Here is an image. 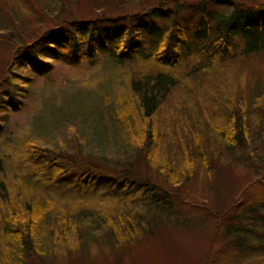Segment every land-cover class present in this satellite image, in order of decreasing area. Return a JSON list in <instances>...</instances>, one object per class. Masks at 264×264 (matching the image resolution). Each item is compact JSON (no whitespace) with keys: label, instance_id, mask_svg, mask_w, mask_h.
<instances>
[{"label":"rangeland","instance_id":"rangeland-1","mask_svg":"<svg viewBox=\"0 0 264 264\" xmlns=\"http://www.w3.org/2000/svg\"><path fill=\"white\" fill-rule=\"evenodd\" d=\"M201 1L210 0H0V264H255L244 248L232 245L225 229L229 216L236 215L232 206L241 194L242 201L250 204L251 219L241 212L233 225L242 222L247 231L264 226L259 218L264 213V136L256 115L264 109V55L228 56L202 71L193 56L171 70L172 75L179 73L180 82L171 103H165L154 118L159 137L145 152L147 119L135 111L138 101L130 88L131 74L145 75L160 67L141 55L132 66H115L107 52L88 48V42L98 43L96 34L89 35L95 27L75 26L81 20L108 19L110 10L119 15L111 17L122 19L126 33L133 27L137 31L129 16L142 17L155 8L159 18L165 17L153 21L160 38L169 43L173 35L175 43L180 38L175 20L188 32L197 27L192 22L197 13L187 6L177 12L176 3ZM207 3V17L217 19L236 9L245 12L250 5L257 8L264 0ZM163 19L169 20L167 24L160 23ZM139 34L140 30L132 35ZM140 37L145 49H152L156 36ZM28 45L47 66L32 72L29 59L17 57L18 48ZM226 107L238 112L236 119L248 129L240 148L217 128L227 130L231 125L224 114L232 111ZM136 120L145 134L132 128ZM196 137L209 164L200 157ZM183 145L195 167L181 164ZM42 150L47 153L31 156ZM163 162L173 169L159 172ZM55 167L65 176L57 177ZM87 170L99 172L103 180H88ZM129 171L138 179H131L129 187L146 179L156 194L163 195L161 214L158 203L142 192L123 189ZM3 183L10 187L20 220L25 215L22 204L50 208L34 237L27 238L29 248L8 234L14 231L13 217L3 197ZM245 206L241 208L249 207ZM124 212L135 219L160 216L161 224L151 235L132 234L135 246L117 247L104 225H119ZM73 220L79 221L87 245L78 240V231L63 230ZM53 222L55 228L49 226ZM4 223L10 228L4 229ZM64 233L70 236L69 248L58 238Z\"/></svg>","mask_w":264,"mask_h":264},{"label":"trees","instance_id":"trees-1","mask_svg":"<svg viewBox=\"0 0 264 264\" xmlns=\"http://www.w3.org/2000/svg\"><path fill=\"white\" fill-rule=\"evenodd\" d=\"M210 1H201L187 5L176 3L177 9H179L177 12L182 10L181 8L187 6L197 13L196 19L192 21L196 23H193V25L195 24L197 25V27L195 31L193 30L191 32H188L189 29H186L184 27L182 28L178 21L175 20L173 25L175 27L177 25L178 27H180L178 32L180 38L175 43L172 41L174 38L173 35H171L168 39L169 43H165L164 39L160 38L158 34L159 29L155 24H153V21L165 17L163 16L159 18L158 13H160V10L155 8L148 11V13L143 15L142 17H138L135 14H131L129 16L131 17V24H137L139 28L137 31L140 30L139 35H132L134 32H137L136 30H134V27L133 29H130V31L127 30L128 33H126L123 28L124 26L120 23L122 19L111 17L112 15H119L110 10L107 12V15L110 16L108 17V19L99 17V19L96 21L89 22L87 20H81L75 23V26L78 27L84 25L95 27V29H91L89 35L93 36L94 34H96L98 43L97 45H94L92 42H88V48H92L95 53L99 51H101V53L107 52L112 58L111 62L114 63L115 66H132L136 63L141 55L142 59L145 62L150 61L154 63V65L156 64L161 68H157L156 71L145 75L141 73L137 75L136 72H133L131 74L132 80L130 88H132V91L135 94V98L138 101V109L136 108L135 111L139 112V118L147 119V123L145 126L148 131L146 133L147 137L145 139L147 141V145L144 149L145 152L148 150V146H150L152 140H155L159 137L158 131H155L153 129V120L157 116L158 111L164 107L165 103H171L170 101L174 97L173 89L176 88L180 82H178L180 76L178 75L179 73L176 72V74L172 75V73L170 72L171 70H173L174 72L177 67H180L183 61L192 59L193 56L199 59V62L197 64L199 70L202 71L210 66L211 62L223 60L225 61L228 56L234 59V57L250 58L264 55V4H258L257 8L253 5H250L245 12H243L242 9H236L231 14L221 16L216 19V15L207 17V13L209 11V3L207 2ZM219 2H221V4H225L224 2L226 1ZM98 10L105 11V8L99 7ZM168 21V19H163V21H161L160 23H166ZM71 25V28L75 27L73 23ZM104 25H109L111 27L117 25L118 27L115 30L104 28ZM204 26L208 28L204 29ZM144 33L148 35L154 34L156 36L154 42H152V49H145L143 45L145 44V41H142L140 37L141 34L143 35ZM215 33L219 34H216V36L210 38ZM126 34H128L129 36L128 39H126ZM91 36L90 38L91 40H93V37ZM79 41L82 40L79 39ZM94 43H96V38L94 39ZM36 52V50L30 49L28 45L26 47L18 48L16 53L17 57L22 56L23 58L29 59L28 61H30V64L34 69L32 72H36L41 67L44 68L45 66H47L43 63L44 61H41L42 59L37 56ZM50 54L53 53L50 51ZM19 86L21 87V85ZM13 99H15L14 96ZM226 108L231 110V108L229 107ZM250 108L253 112H255L252 106ZM231 111V114H224L226 117L229 116L230 118L231 125L229 126V128L227 130L224 126H219L217 128L223 131V136H225L229 142L235 141V143L238 144L237 146H239L240 148L243 146V139H248L249 132L246 128V125L243 124L240 119H236L239 113L235 110ZM256 115L259 118L258 122L262 127L261 134L264 136V119L262 120V118H264V109L259 110ZM260 117L262 118L260 119ZM131 126L132 128H134V130H136V132L145 134L143 129L141 130L139 128L137 120L136 122L131 124ZM123 129L126 132L128 128ZM130 135L133 137V134L130 133ZM195 140V144L197 145L196 148H198V151L200 152L202 161L205 162V164H209L208 159L206 158V153H204L203 151L204 147L200 145L199 137H196ZM44 152L47 153V151L43 150L38 151L35 154L31 152V156L34 158L39 157L40 154ZM147 156L148 154L145 155V157ZM183 156L184 157L180 158L183 159V162L181 164L195 167V162L191 158L190 152L186 145H183ZM151 163L152 160L150 164ZM167 165V162H163L160 169H158L159 172H170L173 168H168L166 167ZM127 170H131V168ZM53 172L57 177L65 176V172L61 171L59 167H55ZM85 173H89V175L87 176L88 180H103V177H100L99 172L96 173L94 171L87 170ZM93 173L97 175H94ZM133 174L135 173L129 171L124 175L125 180L124 182H122L124 183L123 189H127L128 192L132 190L134 192H142L144 196L151 200V202L158 203L157 209L161 214V204L163 205V201L165 200L163 195L159 196L158 194H156L150 184L145 182L146 179H140L141 182L135 181L129 187L128 184L131 179L138 180L137 177H135ZM83 176H85V174L82 175L81 181H83ZM3 186V197H5L6 203L11 205V213L9 214L13 217L10 219L13 221V225H11L10 227L13 228L14 231L8 234L13 236L15 242H17L18 245L29 248L31 243L27 241V238L34 237L36 229L41 226L40 221L50 213V208L46 210L45 206L38 205L36 203L29 206H24L22 204L21 207L25 208L24 210H22L23 214L25 212V215L21 216L20 220L19 213L18 211L15 212L12 199H10V193H8L10 187H7V185H5L4 183ZM164 195L167 196V193H164ZM243 198L244 195L241 194L238 197L239 203L237 201V203L232 206L234 208L236 207L232 211L235 212L236 215L231 214L229 216V219H227L228 225L225 229L226 235L231 238L232 245H234L235 247L244 248V252L240 250L237 251L245 253L247 259L251 258L250 260H255V264H264V226H262L259 230L252 229L251 231H247L244 229L245 226L242 222L238 224L236 223L234 225L232 223L234 220H236V218H238V213L241 212L242 216L247 217V219L249 220L251 219V208L249 206L250 204L243 202ZM168 205H170V203ZM245 205L249 207H246ZM165 206L167 208V205ZM242 206H245L246 208L243 210V208H241ZM232 207L228 208L229 211L232 209ZM252 209L253 211L255 210L254 208ZM121 216L122 217H119V225H117L116 223L115 225L110 224L112 225L110 228H108L109 226H107V224L104 225L105 227H107V229H109V238L112 239V244L117 247H127L130 245L135 246L134 239L136 235L132 234L140 233L143 235H151L154 230L159 228L162 220L160 216H155L152 219H144L142 217L136 216L137 219H135L133 216L130 217L131 214L126 215L125 212ZM259 218L261 223H264V213ZM223 222H225L224 218ZM4 224V229L10 228L6 223ZM49 226H54L55 228V222H53V224L50 223ZM78 226L80 227L79 221L73 220L72 224H70V222L66 223V229L63 230L71 233L78 231V240L81 242L82 246L87 245V241L84 242L82 240V238L84 237L82 236L83 233H81L82 228H79ZM23 235H26V240L24 239ZM69 237L65 233L60 234L58 237L59 240L63 242L65 248H69V246H71V243H69ZM87 237L89 241V238L91 237ZM239 238H241V240H244L245 242L248 241V243L245 244L243 241L238 240ZM138 239H143V237L139 235Z\"/></svg>","mask_w":264,"mask_h":264}]
</instances>
